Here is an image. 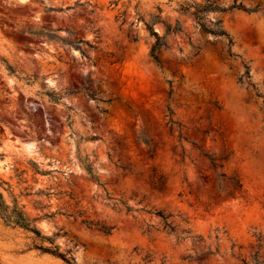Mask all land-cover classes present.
Instances as JSON below:
<instances>
[{
  "label": "rangeland",
  "instance_id": "374dc122",
  "mask_svg": "<svg viewBox=\"0 0 264 264\" xmlns=\"http://www.w3.org/2000/svg\"><path fill=\"white\" fill-rule=\"evenodd\" d=\"M234 2L0 0V191L75 264H264V0L192 14ZM40 243L0 215V264Z\"/></svg>",
  "mask_w": 264,
  "mask_h": 264
},
{
  "label": "trees",
  "instance_id": "16d2710c",
  "mask_svg": "<svg viewBox=\"0 0 264 264\" xmlns=\"http://www.w3.org/2000/svg\"><path fill=\"white\" fill-rule=\"evenodd\" d=\"M233 8H239V9H245L248 11H252V8H247L246 6H244L242 3H238L237 0H235V2L230 6V7H221L218 4H214V3H207L203 6H197L195 8V10L192 12V14L194 15V17L196 18L197 22L201 25V27L210 33H214V34H219V35H225L228 38V44L231 45L233 42L232 37L224 30V29H220V28H213L210 27L204 20V14L205 12L209 11V10H231ZM153 33L157 36V45L156 47H160L162 44H164L163 39L161 36H159L157 34L156 31H153ZM156 59L158 60V58L156 57ZM247 74H249V70H247ZM240 82H243V76H241L239 78ZM171 82V81H170ZM172 92V89H170L169 91V96ZM259 95H261L260 93H258ZM167 108V116H168V124H170V129L171 131H173V126L175 124H177L178 126H181L182 123L175 119L174 114L175 111L172 108V106L170 104H167L166 106ZM206 132L208 133L209 130H206ZM179 138H185L187 139L186 136L183 135L182 131H179ZM204 155H206L209 159L211 164L217 168L216 162H215V157L213 156V154H210L209 152H204ZM225 157H227L225 155ZM87 166V170L89 172V174L95 178L96 180L99 181V178L97 176L96 173L93 172V168L89 163H86ZM220 166H223V164H220ZM38 170V167L36 168ZM218 176V184L220 187H222V177H225V173L224 172H218L217 174ZM230 184L233 186L234 190H242L243 189V183L241 182V180L237 177V176H233L229 179ZM7 183V181L0 179V184H5ZM230 192H232V190H230ZM127 210H132V208L127 205ZM55 212H50L47 213L46 215L48 216H52L54 215ZM158 214H160L165 222V226L170 228V229H174V226L172 225V222L169 221L168 216H165L164 214L158 212ZM0 215L1 217L5 220V222L7 224H14V225H19L22 226L26 229H29L31 231H33L36 235V237L40 238L41 240H45L48 239L52 242V245H44L43 243H40L39 245H37L36 247L40 248L42 251L44 252H49L52 253L58 257L63 258L64 260L71 262L72 264H75L73 262V258L71 256L68 255V253L66 252H62L60 251L59 245L58 244H54V241L51 237H48L46 235H43L40 231V229L32 224V222L30 220H28L25 217V213L22 211V206L19 205V202L17 199H15V204L13 206L9 205L3 198V195L0 191ZM79 215H82V213H79ZM83 223H85L88 226H95L97 227L99 230L103 231L104 233H111L112 229L114 228V226L111 225H105V224H101L99 222L95 223L92 220H89L87 218H83L82 219Z\"/></svg>",
  "mask_w": 264,
  "mask_h": 264
}]
</instances>
